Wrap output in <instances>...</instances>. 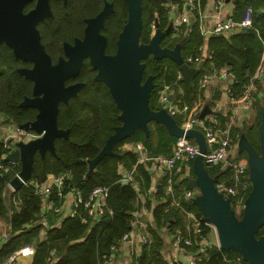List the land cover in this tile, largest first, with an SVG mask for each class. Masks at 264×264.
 Masks as SVG:
<instances>
[{
    "label": "trees",
    "instance_id": "16d2710c",
    "mask_svg": "<svg viewBox=\"0 0 264 264\" xmlns=\"http://www.w3.org/2000/svg\"><path fill=\"white\" fill-rule=\"evenodd\" d=\"M168 1L143 0V27L139 36L142 44H150L152 26L156 23L159 24L160 29L168 30L170 20L168 10L165 8ZM108 2L114 5V12L108 17L103 32L108 40L106 53L115 55L119 36L128 20L126 0H68L67 15L69 18L75 19L71 14V11L75 10L78 12L77 19L81 20L85 15L99 13L104 4ZM250 6L253 10L252 28L234 34L230 38L218 35L212 36L209 40V47L214 52V66L216 68L229 66L237 76L234 84L237 97L254 74L262 53V43L255 29L264 34V0H238L239 10ZM262 10L263 12H261ZM179 37L174 39L171 38V34H167L161 41V47L175 49L178 43L183 42L180 54L184 61L190 56L197 58L198 47L203 42L198 28L194 27L188 34L185 29ZM6 56L12 57L11 52L5 51V64L0 62V115L4 114L18 125H22L34 121L38 115L37 109L22 106L24 99L31 96L32 84L16 70L19 63L7 61ZM142 63H146L143 81L151 75L155 77L152 98L149 103L152 110H160L159 107H156L158 106V91L164 84L174 85L175 90L178 86H182L183 99L187 103H191L198 96L202 71L198 70L196 66H191L194 70L196 68V77L191 84H188L183 80L177 83L179 67L169 58L156 59L152 55ZM207 68L210 69L211 66L204 63V69ZM96 73L97 71L87 62L77 78L78 81L84 83V87L67 104H60L58 126L61 129L69 130L70 134L68 138L56 139L55 154L49 151L45 157H42L39 152L34 154L31 179L44 182L50 174L58 175L71 172L72 179L69 180L68 186L80 189L85 196L97 186H109L108 207L113 211V215L106 214L101 223L92 227L83 221V218L86 220L87 218L90 220V218L84 210H81L80 217H70L61 226H56V218L51 216L47 217V225H43L40 222L42 199L30 189L22 188L20 191L22 203L19 209L16 210L12 204L14 213L10 218L9 238L6 242L4 239L0 240V246L3 243L0 247V264H3L10 254L29 244L36 247L32 264H102L103 255L125 233L130 231L136 210L138 192L132 184L121 181L119 166L123 165L128 170H132L137 163V156L132 152L122 151L121 147L126 143L140 142L151 156L171 153L178 137L172 135L163 124L151 121L148 123L147 131L137 129L132 136L117 142L113 147L114 154L104 157L90 173V162L101 153L107 140L114 135L116 129L123 126L121 120L123 112L112 97L109 88L103 82L96 81ZM257 111L258 122H260L262 108H257ZM219 117L221 121L226 122L223 116L219 115ZM177 122L178 120H176ZM257 125L246 129L245 133L251 145L260 152L261 133ZM4 152L3 143H0V157ZM5 163L9 162L5 160ZM206 169L211 177L217 179V182L226 181L227 184L232 185L228 179L232 176L229 170H224L221 167H206ZM21 170V163H18L14 170L7 173L0 172V218L6 216L9 211L5 194L8 184ZM135 181L140 186L141 192L151 185L152 176L144 165L138 166ZM166 183L167 177L162 180L163 186ZM178 187L182 189V187L189 188L190 186L186 180H183ZM182 197L181 193L178 196L180 207L173 206L175 209L169 208L166 211L163 206L155 213L158 222L165 223L169 228L171 226L178 228L182 222L181 231L185 233V212H194L198 217H202V215L193 206H188ZM44 230L46 236L42 240L41 233ZM211 232L212 229L205 230L207 235ZM152 235L154 243L151 247L144 248L142 264H168L159 254L163 243L162 239L154 232ZM254 237L256 239L264 237V225L254 233ZM188 249L200 256V253L198 254L199 247L194 246ZM208 254V259L202 260L200 264H229L228 260L232 259L239 260L242 264H250L234 250L208 249Z\"/></svg>",
    "mask_w": 264,
    "mask_h": 264
},
{
    "label": "water",
    "instance_id": "95a60500",
    "mask_svg": "<svg viewBox=\"0 0 264 264\" xmlns=\"http://www.w3.org/2000/svg\"><path fill=\"white\" fill-rule=\"evenodd\" d=\"M27 1L0 0V45L5 43L12 48L17 58L35 61L34 70L21 68L19 72L34 80L33 97H26L22 106L35 108L39 114L36 121L22 124L21 127L37 133L39 138L28 143H18L19 149L7 157L8 162L22 163L20 177L24 181L31 179L36 152L42 157H45L48 151L55 154L56 139L68 138L70 131L58 126V106L60 102L67 104L69 99L76 96L84 86L83 83H77L65 87V83L69 78L79 75L84 59L89 58L90 64L97 71L96 81L103 82L109 88L112 97L123 112L121 116L123 126L116 129L101 153L90 162V173L104 157L114 154L113 147L117 142L132 136L137 129L147 131L148 123L151 121L163 124L176 137L194 138L200 146L201 154L194 161V177L189 178L188 182L190 188H198L201 195L193 201H188L189 204L198 206L200 213L213 224L222 250H234L250 264H264V237L259 241L254 237V233L264 225V108L260 126L261 153L244 138L240 143L242 151L248 154L249 178L253 188L245 201V208L240 212L243 219L238 223L235 220L236 213L232 210L230 198H224L217 191L215 186L217 179L209 175L204 165L206 142L203 134L194 130L184 131L166 111L162 109L155 111L150 107L148 100L154 84L153 79L149 78L142 85L143 60L150 55L156 59L169 58L178 65L184 81L188 84L193 82L195 72L182 58L181 47L173 51L161 47L163 36L161 32L151 40L150 44L139 43L143 0H126L128 20L119 36L115 55L106 53V37L100 33L109 15L113 13V5L110 4L106 5L95 18L87 20L85 40L77 41L75 47L67 45L68 61L61 59L59 65L54 67L39 44L38 32L35 29L36 22L43 17L40 6L37 10L23 15L22 9ZM156 28L160 29L158 23ZM171 30L170 27L167 31ZM209 113V108H206L201 118ZM30 155H32L31 163L25 169L24 158ZM11 184L19 189L21 181L16 177ZM2 245L3 243L0 247Z\"/></svg>",
    "mask_w": 264,
    "mask_h": 264
},
{
    "label": "built area",
    "instance_id": "2783aa9c",
    "mask_svg": "<svg viewBox=\"0 0 264 264\" xmlns=\"http://www.w3.org/2000/svg\"><path fill=\"white\" fill-rule=\"evenodd\" d=\"M182 4L186 15L182 17V23H189L192 30L197 27L201 37L202 44L198 47V57H187L185 63L190 66H199L202 63H208L211 68L209 71L202 72L199 80L198 92L206 91L211 84L224 82V92L231 104L241 106L244 110H252L253 104L264 96V34L260 30H256L257 36L262 43V53L258 66L254 74L250 77L247 84L242 88L241 94L237 97L235 94L234 84L237 80L236 74L229 66L216 68L214 66V52L209 47V40L212 36H228L231 34H239L244 30L253 27V10L252 7L244 9L239 20L235 18V12L226 16L219 14L220 9L225 5L226 0H208L212 3L215 13L208 14L202 5L203 0H176ZM168 10L170 27L174 33V13L179 9L178 4H174V0H169L165 4ZM263 12V10L261 11ZM156 27V25H154ZM176 28V26H175ZM176 30V29H175ZM177 31V30H176ZM188 31V30H187ZM177 83L184 80L181 72L177 75ZM172 96V100H170ZM174 85L164 84L158 94V101L162 105V110L166 111L173 119L182 116L183 123L179 126L184 131H199L203 134L206 142V152L203 155V162L206 167H221L224 170H229L232 176L227 184L226 181L216 182L217 191L224 198L231 200V205H234L238 211L245 208V201L252 192L253 184L250 181V169L247 163H243L237 159L236 152L232 143V128L234 120L223 122L219 119L215 110L212 109L203 119L200 113L204 111V102H196L193 106L188 103H177L173 100ZM203 106V109L202 107ZM197 110V113H194ZM211 110V109H210ZM17 140H9L6 138L3 143L5 152L0 157V172L7 173L14 170L17 163H5L10 153L18 150V143L26 142L27 136L34 133L33 131L25 130L18 125ZM133 153L137 156V163L133 169L121 175V181L130 183L137 190L135 176L139 165H144L146 170H154L163 177L154 186H150L147 191V196L155 202L154 207L159 205L158 194L163 188L165 203H170L172 206L180 207L181 203L178 199L174 188V170L178 165L193 164L196 158L201 154L200 146L194 138L186 136L178 137L169 154H159L151 156L147 152L145 146L140 143H132ZM7 151V152H6ZM19 178L21 186L16 189L11 182L8 184L11 203L15 209H19L22 203L20 191L22 188L30 189L33 193L42 199L41 214L43 216H52L56 218L60 225L68 218L81 216V210H84L90 220L83 218L84 222L90 226L97 225L102 222L106 214L113 215V211L108 207V199L110 195L109 186H97L93 188L87 196L80 189L70 188L68 182L72 179L71 172H64L58 175L50 174L44 182L29 179L24 181L20 177V173L15 175ZM167 177L165 186L162 184L163 178ZM182 198L187 201H193L201 192L198 188L192 189L182 187ZM7 196V191H6ZM66 210H69L66 211ZM191 222L186 227V232L176 230L171 233V244L176 250L191 248L197 246L200 248V256L195 255L182 264H200L202 260L208 259V249H212V244L209 243V234H205L206 229L216 230L213 224L205 218L198 217L193 212H185ZM139 212L134 216L138 217ZM43 225H47V218L40 221ZM147 225V224H146ZM139 223L137 219L131 223L130 231L125 233L110 250L103 255L102 264H122L121 259L127 253L131 257L130 264H142L143 249L149 248L154 243L153 235L149 228ZM217 250H221L220 244L216 246ZM36 247L33 244L25 245L19 250L10 254L3 264H15L20 255L30 252H35ZM162 258L168 264H179L180 258L178 255L170 256L164 254ZM229 264H242L239 260H228Z\"/></svg>",
    "mask_w": 264,
    "mask_h": 264
},
{
    "label": "crops",
    "instance_id": "0c3cea01",
    "mask_svg": "<svg viewBox=\"0 0 264 264\" xmlns=\"http://www.w3.org/2000/svg\"><path fill=\"white\" fill-rule=\"evenodd\" d=\"M210 1L203 0V2H202V5L205 8V11L208 14L215 13V9L212 7V3ZM174 4L179 5V9L174 13V32L177 34H181L186 29V30H188L187 34L190 33L192 31V27L190 28V24L189 23H182V17L186 15V11L183 10L182 4L179 3L178 1L174 0ZM237 4H238V0H226V3L220 9L219 14L222 16H226L232 12H235V18L237 20H239L243 10H239V8L237 7ZM175 26H176V28H175ZM233 35L234 34L224 36V37L230 38ZM196 68L198 70H201L202 72L210 70L209 68L204 69V63L200 64L199 66H196ZM196 68H195V70H196ZM191 69L194 70L192 67H191ZM195 70H194V72H195ZM195 77H196V73H195ZM225 86H226V84L224 82L213 83V84H211V86L206 91H202L201 93H198V96H196V98L191 103H188V104L193 106L196 102H204V110L206 108H209V110L211 109L210 111H212V109H213L217 113L218 117H219V115L223 116L226 119V121H228V120L233 121L234 120L235 124L232 128V143H233V148H234L235 152H238V153H236V155L238 154L241 156L242 155V152H241L242 149L240 147V143H241L243 138L245 139V134H246L245 130L256 126L257 123H258L257 126H259L258 116H257L258 111H257L256 103L259 102L260 100H257L253 104V108H254L253 110H250V111L244 110L241 106H236V104H231L229 102L228 97L224 92ZM159 91H158V94H159ZM183 97H184V90H183L182 86H178V88L176 90L174 88L173 100H174L175 104L180 103V102H185ZM185 103H187V102H185ZM201 107L203 109V106H201ZM194 113H197V110H195ZM201 114H202V112L200 113V115ZM219 119H220V117H219ZM176 120H178L177 125L180 126L183 123L184 118L182 116H179V117H177V119H175V121ZM7 129L8 128L6 127V125L0 124V143L2 142L1 141L2 136L7 131ZM238 130H239V132H238ZM121 149L124 152L127 151V152L133 153L132 143L124 144L121 147ZM240 160L243 163L248 162V158L244 157V156H242V158H240ZM193 165H194V163L190 164L188 166L180 164L174 170V177L173 178H174V187H175V192H176L177 197L181 194V188L178 187L180 182L183 180H186L188 182L189 178L194 177ZM128 171H130V170L125 168L123 165L119 166L120 176L122 174L128 172ZM149 171H150V174L152 176V183H150L151 184L150 186H154L158 183V181L163 176L161 174L154 172V170H152V169H150ZM188 185H189V182H188ZM149 187L144 188L143 192H141L140 186L137 184V190L136 191L138 192V194H137V200H136V205H135L136 210L134 211V214L136 212L137 213L139 212V215H138V217L134 216L133 218H134V220L137 219L139 221V223H142L144 225L147 224L146 226L149 228L151 233L154 232L156 235H158L162 239L163 243H162V247H161L160 252H159L161 257L164 254H167L170 256L178 255L180 258L179 264H182L184 261H186L189 258L197 255V253L190 252L188 248H184V249H180V250H176L175 248H173V246L171 244V233L176 231V230H181L182 222H181V225H178L179 226L178 228H174L172 226L169 228L168 226H166L165 223L158 222L155 211L157 212L163 206H165L166 211H168L169 208H174V207L171 204L165 203V201H164L165 194H164L163 189L160 191L161 193H159L157 196L158 201L160 203H159V205L154 207L153 204H155V202L153 200H151V198H149L146 195ZM9 194H10V192H9V190H7L8 205L10 204L8 214L6 216L0 218V240L4 239L5 240L4 242H6V240L9 238V235H10L9 232L11 230L10 218H11L12 214L14 213V209L12 208L13 206H12ZM182 199L185 200L184 198H182ZM185 201H186V204L188 206H194V205L189 204V202L187 200H185ZM66 211L69 212V210H66ZM47 217H48L47 215L46 216L42 215L41 220L45 219ZM184 217H185V219H184L185 226L188 227V223H190L191 220L189 222L188 217L186 215H184ZM55 222H57V221L55 220ZM55 225L61 226L59 223H57V224L55 223ZM173 228H174V230H173ZM45 236H46V231L44 230L41 233V239L43 240L45 238ZM213 250H216V247H214ZM143 252H144V249H143ZM34 255H35V252L22 254V255H20L18 261L15 264H32L33 260H34ZM121 262H122V264H130L131 263V257H129V255L126 253L124 255V257L121 259Z\"/></svg>",
    "mask_w": 264,
    "mask_h": 264
},
{
    "label": "flooded vegetation",
    "instance_id": "af4514ba",
    "mask_svg": "<svg viewBox=\"0 0 264 264\" xmlns=\"http://www.w3.org/2000/svg\"><path fill=\"white\" fill-rule=\"evenodd\" d=\"M110 4L111 3L109 2L105 3L102 10L99 13L94 14V15L91 14L89 16L85 15V17H83L81 20L77 19L78 12L75 10L71 11V14L75 17V19H71L68 17L67 15L68 0H42V1L41 0H28L23 6L22 13L23 15H27L31 13L32 11L37 10L38 7L40 6V10L42 12L43 17L36 22L35 29L38 32L39 44L43 48V51L45 52V54L50 58L51 65L54 67V66L59 65L61 59L68 61L69 58L66 53L67 45L71 47H75L77 41L83 42L85 40L86 30L88 27L87 20L91 18H95L98 14H100L104 10L106 5H110ZM113 9H114V5H113ZM103 28H101L100 33L106 37V35L103 32ZM164 32L165 33L163 34L162 39L165 38L167 34H172L173 31L171 30L170 32H168L166 30ZM107 43H108V40L106 37V46H107ZM0 48H2V50L11 52L13 58L6 56V59L7 61H11V62L16 61L17 63H19V67L16 69L18 72H19V69L21 68L34 70L35 61L33 59L24 61L23 59L17 58L16 55L14 54V50L10 48L8 45H6L5 43H2L0 45ZM164 49H169V48H164ZM169 50L173 51L174 49H169ZM105 51H106V47H105ZM0 54H1V51H0ZM87 62L90 63L89 58L84 59V63L80 70L79 75L81 74ZM19 74L24 76L29 82H31L32 93H31V96H28V97H33L34 80L27 78L25 75L21 74L20 72ZM79 75L75 78L74 77L69 78L65 83V87L74 85L77 83H83V82L78 81L77 78L79 77ZM61 103L63 102H60L59 106ZM59 112H60V109H59ZM59 112H58V115H59ZM38 114H39V111H38ZM36 120H37V117L34 121ZM34 121H29V122H34ZM57 122H58V118H57Z\"/></svg>",
    "mask_w": 264,
    "mask_h": 264
},
{
    "label": "rangeland",
    "instance_id": "374dc122",
    "mask_svg": "<svg viewBox=\"0 0 264 264\" xmlns=\"http://www.w3.org/2000/svg\"><path fill=\"white\" fill-rule=\"evenodd\" d=\"M127 22V21H126ZM126 24V23H125ZM125 26V25H124ZM142 27H143V20H142ZM169 28H170V25H169ZM168 28V29H169ZM142 30V29H141ZM159 32H161L162 34H164L165 32H164V30H162V29H157L154 25L152 26V37H151V40L159 33ZM180 36V34H177V33H173L172 32V34H171V38H180L179 37ZM164 39V38H163ZM162 39V40H163ZM161 40V41H162ZM139 43L142 45V43L140 42V40H139ZM182 44H183V42H181V43H178L177 44V46L175 47V49L177 48V47H182ZM144 45V44H143ZM160 45H161V42H160ZM0 51H1V54H0V62L1 63H4L5 64V62H4V56H5V50H2V48H0ZM114 55V54H113ZM152 55H150L149 57H151ZM141 64H143L144 65V68H146V63H141ZM149 78H152L153 79V84H154V76L153 75H151V76H149L146 80H148ZM145 80V81H146ZM145 81H142V85L145 83ZM151 95H152V92H151V94H150V97H149V103H150V100H151ZM262 105H261V104ZM157 108L159 107L160 108V110L162 109V105H161V103L158 101V106H156ZM256 107L257 108H259V109H261L262 108V112H263V108H264V96H262L261 97V99H260V101L259 102H257L256 103ZM254 109V108H253ZM159 111V110H158ZM262 114H261V117H260V122H259V128H260V126H261V124H262ZM0 124L1 125H6V127L8 128L7 129V131L3 134V136H2V140L1 141H4L6 138H9V140H17V139H19L20 138V136L18 135V131H17V128H19L18 127V124L17 123H15L13 120H11L9 117H7L6 115H0ZM247 126V125H246ZM246 128V127H245ZM259 131H260V129H259ZM31 135H29V136H27V139H26V142H21V143H28L29 141H32V140H35V139H37V138H39V135L37 134V133H30ZM245 139L247 140V141H249V139H248V137H247V135L245 134ZM242 152V155L240 156V155H238L237 154V159L238 160H240V158H242V156H244V157H247L248 158V154L245 152V151H241ZM236 153H238V152H236ZM259 153H261V151L259 152ZM31 158H32V155H30L29 157H25L24 158V163H23V166H24V168L26 169V168H28V166H29V164L31 163ZM11 192V191H10ZM7 197V196H6ZM8 199V198H7ZM10 205V204H9ZM194 208H195V210H197V211H199V209H198V206H196V205H194L193 206ZM231 207H232V210H234V212L236 213V218H235V220L238 222V223H240L241 221H242V219H243V217H241L240 216V212L241 211H238L237 210V208L234 206V205H231ZM200 212V211H199ZM256 239V238H255ZM257 241H259L260 239H256ZM208 241H209V243L210 244H212V249L214 248V247H216L218 244H219V238H218V236H217V232H216V230H212V232L209 234V237H208ZM242 256V255H241ZM242 259H243V256H242Z\"/></svg>",
    "mask_w": 264,
    "mask_h": 264
},
{
    "label": "bare ground",
    "instance_id": "6f19581e",
    "mask_svg": "<svg viewBox=\"0 0 264 264\" xmlns=\"http://www.w3.org/2000/svg\"><path fill=\"white\" fill-rule=\"evenodd\" d=\"M253 110V109H252Z\"/></svg>",
    "mask_w": 264,
    "mask_h": 264
}]
</instances>
